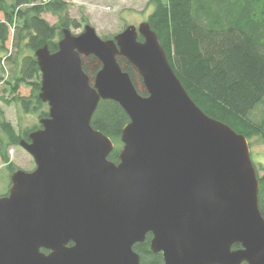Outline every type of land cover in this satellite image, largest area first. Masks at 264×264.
Here are the masks:
<instances>
[{
    "label": "water",
    "instance_id": "obj_1",
    "mask_svg": "<svg viewBox=\"0 0 264 264\" xmlns=\"http://www.w3.org/2000/svg\"><path fill=\"white\" fill-rule=\"evenodd\" d=\"M61 36L54 53L34 52L48 116L19 141L35 169H16L0 197V264H139L133 247L147 234L163 264H264L247 139L193 103L148 22L107 39L90 24ZM88 56L101 66L93 79ZM101 100L129 118L117 164L113 141L91 126Z\"/></svg>",
    "mask_w": 264,
    "mask_h": 264
},
{
    "label": "trees",
    "instance_id": "obj_2",
    "mask_svg": "<svg viewBox=\"0 0 264 264\" xmlns=\"http://www.w3.org/2000/svg\"><path fill=\"white\" fill-rule=\"evenodd\" d=\"M149 5L152 12L146 21L193 103L205 115L244 135L248 145L253 138L264 143V0H149ZM69 9L65 0H0L4 17L0 21V102L14 103L37 120L17 131L1 119L0 112V162L9 175L18 168L7 156L8 149L20 147V140L28 141V135L41 127L38 121L48 116L47 104L38 97L41 73L34 52L46 46L54 53L64 28L82 26L70 18ZM43 14L53 15L56 22L50 25ZM117 61L138 93L145 95L136 69L120 56ZM81 67L91 79L101 68L94 56L82 58ZM23 86L30 90L26 96L20 95ZM96 109L91 126L113 141L108 160L117 164L122 128L129 118L111 100L99 101ZM255 169L258 209L264 219V173L259 175L264 166ZM151 237L147 234L145 242L133 247L139 264H163L161 254L150 251Z\"/></svg>",
    "mask_w": 264,
    "mask_h": 264
},
{
    "label": "rangeland",
    "instance_id": "obj_3",
    "mask_svg": "<svg viewBox=\"0 0 264 264\" xmlns=\"http://www.w3.org/2000/svg\"><path fill=\"white\" fill-rule=\"evenodd\" d=\"M70 4L68 14L70 18L82 24L79 28H70L71 34H80L85 24H90L96 34L103 38H112L123 31L128 25L138 27L139 24L147 22L146 19L152 12L149 0H65ZM0 12V21L3 20ZM43 18L53 25L56 17L49 14H43ZM10 40L6 47L10 49ZM142 87L139 86V90ZM21 96L29 94V88L23 86L19 89ZM47 110V107H46ZM0 112L3 113L1 119L7 120L16 128L17 131L24 130L26 127H32L36 124V117L24 115L19 106L13 104L7 105L0 102ZM1 136V135H0ZM250 156L254 165L260 170L264 166V143L258 138L251 139ZM10 161L15 167L24 172H30L35 169V165L30 155L20 147H10L7 152ZM264 171H260L262 175ZM10 188V175L8 169L0 162V197L5 196Z\"/></svg>",
    "mask_w": 264,
    "mask_h": 264
}]
</instances>
